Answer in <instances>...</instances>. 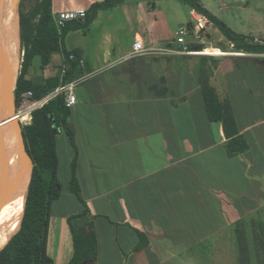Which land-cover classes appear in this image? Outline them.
<instances>
[{
	"label": "crops",
	"instance_id": "crops-1",
	"mask_svg": "<svg viewBox=\"0 0 264 264\" xmlns=\"http://www.w3.org/2000/svg\"><path fill=\"white\" fill-rule=\"evenodd\" d=\"M99 1L52 0L53 16ZM200 1L235 32L264 44V0ZM194 11L181 0H125L99 10L87 32L65 36L66 49H82L91 70L75 80L77 101L69 106L77 148L65 130L56 137L61 194L47 240L53 264L74 256L72 225L93 224L98 264L223 263L215 247L235 246L239 222L264 229V53L238 51L214 23L196 39ZM135 40L174 52L131 56ZM216 44L205 53L228 54L193 53ZM65 64L59 55L56 65ZM203 66L230 103L246 152L231 156L223 124L209 119ZM164 87L167 95H157Z\"/></svg>",
	"mask_w": 264,
	"mask_h": 264
},
{
	"label": "trees",
	"instance_id": "trees-1",
	"mask_svg": "<svg viewBox=\"0 0 264 264\" xmlns=\"http://www.w3.org/2000/svg\"><path fill=\"white\" fill-rule=\"evenodd\" d=\"M125 0H102L94 3L84 18L67 21L58 28L53 16L52 0H37L32 9L25 11L24 0L20 3V41L23 51L21 70L15 88L16 106L20 107L21 95L33 92V100H40L58 88L65 86L90 72V65L82 49L68 51L64 40L71 30L87 32L99 10L122 5ZM205 14L238 51L264 53V44L255 43L254 37L235 32L223 20L206 9L200 0H181ZM60 55L70 67L63 73V66L36 82L31 74L35 60L40 61L43 71L53 64V57ZM74 55L72 59L70 56ZM83 60V63L81 62ZM209 70L203 66L199 73L207 115L211 121L221 122L229 138L228 151L236 156L249 149L246 139L240 134L237 122L228 101L220 98L217 88L211 84ZM154 92V87H152ZM159 96L167 95V88ZM61 130L69 135L77 148L72 124V110L67 105L66 93L51 97L41 108L32 112V120L23 129L27 150L33 160V171L26 195L24 213L6 245L0 250V264H53L47 254V240L51 207L61 194L59 181V156L56 137ZM72 190L79 194L75 173L71 180ZM72 223V222H71ZM75 253L69 264H98L100 254L99 235L93 224L76 228L72 225ZM237 264H264V229H245L239 222L235 228ZM251 237V239H250Z\"/></svg>",
	"mask_w": 264,
	"mask_h": 264
},
{
	"label": "bare ground",
	"instance_id": "bare-ground-1",
	"mask_svg": "<svg viewBox=\"0 0 264 264\" xmlns=\"http://www.w3.org/2000/svg\"><path fill=\"white\" fill-rule=\"evenodd\" d=\"M17 1L2 0L0 10V35L4 48L7 49L9 69L15 71V74H17L19 66ZM1 77H3V73L0 69V79ZM15 117H12L10 125H6L9 151L2 167H4L5 175L10 177V181L9 185H4L0 190V250L10 239L24 213L25 203L21 194L24 187L29 185L31 175V172L28 174L30 167H27L21 179L24 155L20 149V140L17 136L16 120L18 118Z\"/></svg>",
	"mask_w": 264,
	"mask_h": 264
},
{
	"label": "built area",
	"instance_id": "built-area-1",
	"mask_svg": "<svg viewBox=\"0 0 264 264\" xmlns=\"http://www.w3.org/2000/svg\"><path fill=\"white\" fill-rule=\"evenodd\" d=\"M87 15V10L85 9H78V10H72V11H63L56 15L55 23L58 28H62L67 21L70 20H76L80 18H84ZM213 22L210 20L208 16L205 14L195 10L193 12V18H192V29L191 32L194 35V37L198 40L202 39V34L206 33V30ZM189 28L186 27L182 29L179 32L178 42L184 43L185 36L189 34ZM255 43H261L260 40L254 39ZM208 48H213L211 46L204 47L200 51H193V53L201 54V55H207V56H215V57H223L227 52L223 51V54H211V53H205V51ZM174 52L169 49H163V48H155L152 46L144 45L143 41L141 40H135L132 47L131 56L136 55H142V54H151V53H169ZM179 53H189V51H178ZM192 53V52H191ZM241 53V52H240ZM72 59L74 58V55L70 56ZM83 63V60L81 61ZM70 66L66 63L63 67V73L66 72V70ZM79 83V81H73L65 86H62L58 88L56 91L52 92L51 94L47 95L46 97L40 99V100H33V92L32 91H26L21 95L20 98V110L17 112V118L20 120L22 124H28L32 120V112L37 109L43 107V105L51 98L56 96L57 94L61 92L66 93V101L68 106H72L76 103L77 99L73 92L74 86Z\"/></svg>",
	"mask_w": 264,
	"mask_h": 264
},
{
	"label": "water",
	"instance_id": "water-1",
	"mask_svg": "<svg viewBox=\"0 0 264 264\" xmlns=\"http://www.w3.org/2000/svg\"><path fill=\"white\" fill-rule=\"evenodd\" d=\"M1 4H2V0H0V10H1ZM0 69L3 73V77H1L0 79V170H1L0 190H2V187L4 185H9V181H10L9 180L10 177H8V175H5L4 167L2 166L9 151V147L7 143L6 125H10L12 117L17 116V114H15L16 111L15 88L19 73L15 74V71L9 69V63L7 60V49L4 48L1 35H0ZM16 126L18 129L17 136L18 139L20 140V145H21L20 149L24 155V161L21 167L22 168L21 179L25 174L26 168L30 167V172H31L30 181H31L32 171L34 167L33 160L27 150L25 139L23 136V131L18 123H16ZM28 190H29V185H28ZM25 202H26V198H25Z\"/></svg>",
	"mask_w": 264,
	"mask_h": 264
},
{
	"label": "rangeland",
	"instance_id": "rangeland-1",
	"mask_svg": "<svg viewBox=\"0 0 264 264\" xmlns=\"http://www.w3.org/2000/svg\"><path fill=\"white\" fill-rule=\"evenodd\" d=\"M22 0H18L17 1V19H18V30L20 31L19 27H20V24H19V15H20V3H21ZM37 2V0H24V7L23 9L25 11H28L30 9L33 8V6L35 5V3ZM20 35V33H19ZM209 46H214V48H218L220 47V45L216 44V45H209ZM224 48V46H222ZM18 54H19V66H18V70H17V74L20 73V70H21V65H22V60H23V51H22V46H21V41H20V38H19V45H18ZM213 57V56H211ZM58 60H59V55H55L53 57V64H52V67H49V70L50 72L46 73L45 71H43L41 68H39V65H40V61L39 59L37 58L35 60V63H34V66L32 67V70H31V73L34 75V77L36 78L37 81L39 80H43L46 75L50 74V73H53L54 70H56L57 68V65L58 64ZM20 110V107L18 108L16 106V111H15V114H17V112ZM16 123H18L20 125V128L24 129V126L26 124H22L20 122V120H16ZM30 172V168L28 170V174ZM28 184V183H27ZM27 185L24 187L23 191H22V198L23 200L25 201V198H26V193H27ZM261 218H263V220H261L260 222H264V216H261ZM250 231V230H249ZM235 233V232H234ZM233 237H234V234H233ZM251 239V237H250ZM233 243H234V238H233ZM235 244V243H234ZM216 250V252H214ZM215 250H213V254L214 256H218L220 254L224 256L225 258V262L223 263H218L217 264H237V246L235 244V246H232V247H223V246H217L215 247ZM229 254H232V255H229ZM230 256V257H229Z\"/></svg>",
	"mask_w": 264,
	"mask_h": 264
}]
</instances>
